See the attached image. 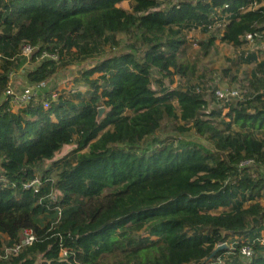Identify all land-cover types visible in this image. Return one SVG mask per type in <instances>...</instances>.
Here are the masks:
<instances>
[{
  "label": "trees",
  "instance_id": "16d2710c",
  "mask_svg": "<svg viewBox=\"0 0 264 264\" xmlns=\"http://www.w3.org/2000/svg\"><path fill=\"white\" fill-rule=\"evenodd\" d=\"M221 18V43L256 42L241 55L253 74L232 75L239 97L223 102L201 80L214 38L183 51L190 30L208 34ZM24 44L40 61L27 73L38 89L13 112L5 91ZM96 49L77 69L85 92L52 98L56 65ZM176 75L196 83L166 86ZM166 122L204 145L138 152ZM263 135L264 0H0V264H211L224 253L225 264H264ZM48 161L55 181L36 175ZM34 178L43 186L24 188ZM23 230L32 243L4 256Z\"/></svg>",
  "mask_w": 264,
  "mask_h": 264
},
{
  "label": "rangeland",
  "instance_id": "374dc122",
  "mask_svg": "<svg viewBox=\"0 0 264 264\" xmlns=\"http://www.w3.org/2000/svg\"><path fill=\"white\" fill-rule=\"evenodd\" d=\"M120 7L124 9H128L127 2H122L119 4ZM220 29H213L210 30L208 34L200 33L199 30H190L187 33V43L183 47L184 55H187L188 57L191 56L193 52H195L198 48L200 43L205 42L209 36L213 37V43L211 46L210 53L203 59L205 77H203L201 80L202 85L205 89H207V94L214 93V96L216 97L215 92L216 91H222V92H229L231 90H237L240 93L239 85H238V78L236 81L232 82L230 81L231 76L234 74H237L238 77H241L243 75H252L253 74V65H250L244 61L241 60L242 53H250L253 51L256 47V42L254 41H247V43H244L239 48H234L231 45H227L220 42ZM100 49L108 50L109 44H100L97 47ZM97 52L93 53H86L87 55H80L79 57H73L72 59L68 60L69 64L66 66L56 65V74L53 77V81L56 85V91L51 93V97L55 98L56 95L59 93H67V92H74V90H78L80 92H85L80 82L75 81V77L77 75V69L80 67L88 66L93 64V60L98 57V50ZM55 57V56H54ZM261 57V56H260ZM55 59V63H57V57L53 58ZM261 60V58H259ZM230 60L231 62H229ZM40 61L37 59L35 61H32L30 59V56L26 57V60L22 63L21 66H19L17 69H12V71L9 73L8 79H9V88L17 95L21 94L25 91H32V88H35L36 90L38 87L31 86L29 87L28 81H27V73L28 71L34 69ZM230 66V75H227V77H222L221 79L218 78L220 76V71L226 67ZM201 75V74H199ZM53 82V83H54ZM164 82L166 86L170 88L175 87H184L187 83L190 85H195L196 78H193L189 82L185 81L178 75L174 76L171 80L164 79ZM200 86V85H199ZM208 94V95H209ZM239 97V96H238ZM236 99V98H235ZM217 103V104H216ZM11 110L13 112L17 111L19 106L16 103H11ZM221 102L213 101L210 104V108L213 107H219L221 106ZM226 113V110H222L221 115H224ZM101 132H98L95 134L94 139L91 141H95V139L99 136ZM264 139V135L262 137ZM174 142L175 145H180L181 143H196L199 145H204V142H202L200 139L196 138L192 133L189 134H179L175 132L173 129V125H171L169 122L163 123L160 130L155 132L150 137L146 138L143 143L138 144L137 150L138 152L150 150L152 148L159 147L158 145H161L162 142ZM73 145L70 146H64L58 153L55 154L52 161L57 160L67 153H69L73 149ZM48 161L42 164L41 169L36 171V175L39 178L42 174V170L47 171V169L51 168V162ZM48 177L51 179V181H55V173L54 171H47ZM260 173L264 177V166L260 168ZM43 184H38L37 188L42 186ZM35 188V189H37ZM107 190H104L102 193L105 194ZM56 194L55 192L53 193ZM261 240L264 241V232L261 234ZM3 247L5 248V241L2 239ZM225 245V244H224ZM225 247H227L225 245ZM230 259L229 253H224V255L221 256V258L217 259L215 263L211 264H225ZM209 261V260H208ZM210 262H203L201 264H209Z\"/></svg>",
  "mask_w": 264,
  "mask_h": 264
},
{
  "label": "built area",
  "instance_id": "2783aa9c",
  "mask_svg": "<svg viewBox=\"0 0 264 264\" xmlns=\"http://www.w3.org/2000/svg\"><path fill=\"white\" fill-rule=\"evenodd\" d=\"M260 6V3L253 1L252 3H250L244 10H249V9H256ZM217 17H220L219 15H216ZM226 24V22L221 18L220 20L215 19L214 23L209 27V30H213V29H220V33H222L223 27ZM199 30V29H198ZM245 39L246 41L251 42L253 40L252 35L251 34H247L245 35ZM33 49L32 47H30L27 44L22 45L21 49H20V54L24 57H28L31 55ZM48 55H43V57H47ZM55 57H52V59ZM9 76V75H8ZM36 89L32 88V91H25L22 92L21 94L17 95L15 94L9 87L8 89L5 91V96L8 97L10 99L11 103H16L19 108L21 107H25L30 100V97L35 95L36 93ZM216 97L223 101H229L231 99L237 98L239 96V92L237 90H231L229 92H222V91H216L215 92ZM249 161H247L246 163H248ZM51 180V179H50ZM39 180L38 178H34L33 180H31L29 183L24 185V188H29L32 187L34 191H37L39 188H37L38 184H39ZM40 184H44L41 183ZM43 186V185H42ZM37 188V189H35ZM34 237L33 234L30 230H23L20 232L19 235V241L17 244H15L13 247L8 248V249H4V256L8 255V254H16L21 246L24 245H30L33 241ZM220 246V245H219ZM241 255L248 258L251 255V251L248 247H243L241 249Z\"/></svg>",
  "mask_w": 264,
  "mask_h": 264
},
{
  "label": "water",
  "instance_id": "95a60500",
  "mask_svg": "<svg viewBox=\"0 0 264 264\" xmlns=\"http://www.w3.org/2000/svg\"><path fill=\"white\" fill-rule=\"evenodd\" d=\"M104 111H105L104 108H98V109H97V115H96V120H97V121H99V120L101 119V117H102ZM223 247H225L224 244L218 246V247L213 251L212 255H214L216 251L220 250V249L223 248ZM212 255H211V256H212ZM209 258H210V257H209ZM209 258H208V259H209Z\"/></svg>",
  "mask_w": 264,
  "mask_h": 264
},
{
  "label": "crops",
  "instance_id": "0c3cea01",
  "mask_svg": "<svg viewBox=\"0 0 264 264\" xmlns=\"http://www.w3.org/2000/svg\"><path fill=\"white\" fill-rule=\"evenodd\" d=\"M194 30H198V29H194Z\"/></svg>",
  "mask_w": 264,
  "mask_h": 264
}]
</instances>
